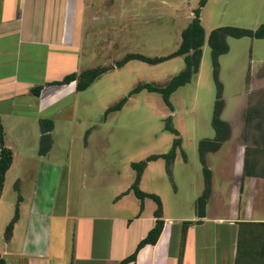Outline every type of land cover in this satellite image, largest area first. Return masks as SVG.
I'll return each instance as SVG.
<instances>
[{
    "label": "rangeland",
    "instance_id": "obj_1",
    "mask_svg": "<svg viewBox=\"0 0 264 264\" xmlns=\"http://www.w3.org/2000/svg\"><path fill=\"white\" fill-rule=\"evenodd\" d=\"M122 2V5L118 1L113 3L112 14L84 16L80 33L86 48L82 67L84 70L107 67L108 70L77 95L76 103L73 95L57 106L59 114L48 120L52 127L55 123L53 138H50L53 146L45 154L39 153L42 148L38 138L40 129L47 125L41 123L44 120L38 122L37 114L29 112L30 109L19 107L16 113L25 119L17 126L10 118L5 119L10 143L18 157L6 179L0 205V253L6 251V227L18 207V217L21 213L24 226L22 224L18 231L17 249L23 248L29 255L44 256V260L48 258L49 250L54 251L53 247H57L56 227L68 211L66 235L69 238L65 240V248L67 246L70 257L79 202L86 208L105 207L109 190L118 187L129 190L132 186L137 175L134 164L146 162L150 156L167 154L177 139L180 147L176 149L170 172L162 158L148 161L138 188L159 198L162 219L167 222L176 223L178 217L188 219L195 213L196 200L204 190L197 145L201 140L214 138L211 119L216 89L209 47L204 45L202 48L198 74L169 95L171 109L157 91L141 89L130 93L143 85L164 88L184 69L182 57L156 65L136 60L122 67L116 64L130 54L160 58L174 52L181 31L199 7V0ZM244 2V6L239 7L236 0H209L200 10V23L205 33L226 26L252 30L240 27L243 24L238 16L252 18L260 14L259 3L251 2L252 10H249V0ZM97 6V12L101 11L100 4ZM255 42L253 46L249 38H228L229 51L218 58V80L226 104L220 119L244 124L246 138L252 136V125L264 118V110L262 115L253 113L254 106L264 100L259 95L252 99L246 113L235 116L240 97H249V104L251 92L264 90V82L257 84L253 77L264 74V40ZM119 103H122L119 110H111ZM49 113L52 109L46 115ZM249 121L252 124L247 126ZM169 123L177 135L166 130L165 125ZM230 146L233 149V143ZM228 147L226 143L222 153L208 156V169L215 174L214 180L223 170L222 154ZM215 185L216 181L214 188ZM144 200L148 216L152 217L156 204L150 199ZM137 202L140 211V201L137 199ZM79 233L86 247L89 227L80 229ZM114 234L118 236L116 231ZM123 236L129 239L132 233L127 231ZM38 264L42 263L38 261Z\"/></svg>",
    "mask_w": 264,
    "mask_h": 264
},
{
    "label": "crops",
    "instance_id": "obj_2",
    "mask_svg": "<svg viewBox=\"0 0 264 264\" xmlns=\"http://www.w3.org/2000/svg\"><path fill=\"white\" fill-rule=\"evenodd\" d=\"M117 1L122 5L123 0H0V123L3 144L12 152V164L5 174L0 205L6 179L18 157L10 143L5 119L10 118L16 126L21 124L25 118L16 113L21 106L36 113L38 122L52 120L59 114L57 106L65 99L75 95L76 103L81 92H76L75 82L61 86L52 84L84 70L82 58L86 48L80 35L84 16L112 14L113 3ZM236 2L239 7L245 4L244 0ZM251 2L259 3L263 14L252 18L238 16V19L243 24L240 27L256 30L264 25V0H249V10ZM97 4L101 11L97 12ZM255 41L257 39H252L253 46ZM253 77L257 84L264 82V74ZM36 87H42L37 97L32 95V89ZM256 95L264 99V90L251 92L249 104V97H240L235 116L244 114ZM254 107L253 113L262 115L264 100ZM51 109L52 113L46 115ZM250 119L253 121V117ZM225 122L232 127L230 138L224 143L229 147L222 154L223 170L218 172L215 180V174L209 170L211 193L204 217L198 219L194 213L188 219L178 217L176 223L171 221V224L163 219L157 242L140 249L135 262L128 264H264V118L252 125V136L247 138L243 134L244 124H235L237 121L234 120ZM54 125L48 133L50 137ZM41 136L40 129L38 138ZM230 143H233V149H230ZM224 144L217 152L206 155L207 168L208 156L222 153ZM144 202L139 213L133 192L119 187L108 191L103 208H86L79 202L75 212L76 236L72 255L68 257L69 251L67 246L65 248V240L69 238L66 235L67 211L56 227L57 247H53L54 251L49 250L46 260L44 256L29 255L23 248L17 249L18 231L22 224L24 226L19 213L11 239L4 246L6 251L1 252L0 257L7 264H38V261L42 264H117L135 251L137 244L154 226V217L148 216ZM84 227H89L86 247L79 237L80 229ZM127 231L132 233L129 239L123 236Z\"/></svg>",
    "mask_w": 264,
    "mask_h": 264
},
{
    "label": "trees",
    "instance_id": "obj_3",
    "mask_svg": "<svg viewBox=\"0 0 264 264\" xmlns=\"http://www.w3.org/2000/svg\"><path fill=\"white\" fill-rule=\"evenodd\" d=\"M208 0H199V7L193 11V16L189 21L188 25L180 33V41L177 49L171 54L160 57V58H148L138 54H130L125 56L121 61L116 65L122 67L129 61H140L148 65H156L174 58H183L184 69L178 73L176 76L170 79L168 84L162 89H156L149 85L138 86L130 94L140 91L141 89H146L149 92L157 91L161 94L163 101L170 108L168 97L170 94L174 93L180 87L185 86L190 83L191 79L198 74L200 60L202 56V48L206 44L210 49V59L213 69V81L215 84V102L211 119V127L214 130V138L204 139L199 141L197 145L198 159L202 166V172L204 177V190L200 197L196 200L195 203V214L198 219H201L205 215V206L208 201V198L211 193V172L206 166V155L217 152L222 145L229 140L231 135L230 125L220 119L221 113L224 109V100L222 95V85L218 80V58L222 55H225L229 51V47L226 43L228 38L232 39H257L264 40V25H261L256 30H248L242 28H234L230 26L220 27L212 30L207 36L200 23V10L206 5ZM115 65V66H116ZM108 70L107 67L88 69L80 72L79 74L72 73L65 76L61 81L55 82L52 85H68L71 82H75L76 92L86 91L97 79L100 78L104 72ZM42 87H36L32 89V95L38 96ZM122 103H119L116 107L110 108L111 110H119ZM109 109V110H110ZM171 109V108H170ZM48 120H44L41 123L47 125V127L41 128V150L39 153H46L49 148L52 146L50 143L49 132L52 130V123ZM166 130L177 135V132L169 124L165 125ZM3 128L0 123V196L3 188V183L5 180V174L12 164V152L10 149L4 146L3 144ZM52 141V140H51ZM47 147V148H46ZM180 147L179 139L174 140L172 148L165 155H154L150 156L146 162L139 164H134L133 167L136 168L137 175L134 183L129 188L128 192H133L134 196L140 201V211L143 210V201L144 199H150L156 204V210L153 212V217L155 220L153 228L147 233L146 237L143 238L136 246L135 251L127 258L121 260L117 264H128L134 263L137 253L146 245H154L163 229V219H162V205L159 198L155 195L145 194L141 192L138 188L140 183L142 170L144 169L148 161H154L159 158H162L167 165V171L170 172V165L175 159L176 149ZM44 148V150H43ZM125 194V193H124ZM18 220V207L15 208L14 217L8 223L6 227V232L4 235L5 242H8L11 237V233L15 223ZM0 264H7L6 261L0 257Z\"/></svg>",
    "mask_w": 264,
    "mask_h": 264
},
{
    "label": "built area",
    "instance_id": "obj_4",
    "mask_svg": "<svg viewBox=\"0 0 264 264\" xmlns=\"http://www.w3.org/2000/svg\"><path fill=\"white\" fill-rule=\"evenodd\" d=\"M171 223H172L171 221L168 222V224H171Z\"/></svg>",
    "mask_w": 264,
    "mask_h": 264
}]
</instances>
